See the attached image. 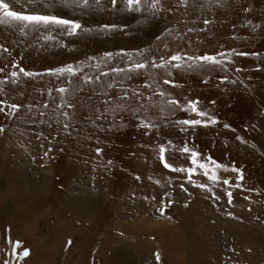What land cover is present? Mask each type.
<instances>
[{"label":"rangeland","instance_id":"rangeland-1","mask_svg":"<svg viewBox=\"0 0 264 264\" xmlns=\"http://www.w3.org/2000/svg\"><path fill=\"white\" fill-rule=\"evenodd\" d=\"M6 2L13 10H26V0ZM195 2L198 6L190 0L185 9L178 6L179 0H164L166 10L158 22H132L126 34L81 33L68 38L53 33L56 39L44 41L38 33L21 36L0 25V44L12 52V56L0 52V67L7 64L10 70L15 58L29 70L43 71L118 49L150 48L159 57L168 54L165 44L172 51L200 54L223 49L259 53L234 56L230 67L242 68L239 73H225L220 66L167 71L149 67L124 80L125 88L138 89L151 79L181 102L199 98L200 107L218 118V124L197 126L186 133L176 127L164 128L162 133L167 135L160 139L171 138L178 145L187 140L229 169L233 165L242 169V186L231 189L232 204L219 184L215 192L220 199L214 201L209 193L188 184L182 174L164 169L147 147L156 142V133L144 135L130 116L120 127L117 114L113 130L107 133H97L87 119H78L73 122L78 128L67 135L59 123L49 119L53 103L41 122L37 112L44 109L39 105L48 99L47 88L59 83L49 77L21 78L18 85H0L5 89L0 98L33 104L31 117H35L32 122L26 107L12 118L0 113V126L6 129L0 134V261L8 258L6 237L10 234L12 241H21L18 251L29 250L28 256L10 259V264H157L156 252L161 257L159 264H264V0H222L223 7L215 6L218 0ZM99 19L111 22L116 17L105 12ZM204 19L210 21L206 28ZM165 27L172 34L157 41L156 35ZM61 41L68 47H60ZM117 65L123 67L124 61L116 58L112 66ZM85 71L97 74L92 69ZM224 75L229 81L221 82ZM165 78L175 81V87L163 85ZM103 81V85H84L82 92L73 93L70 98L78 113L87 117L94 107H102L97 93L107 90L111 78ZM75 83L79 84L78 78ZM119 91L118 85L113 95ZM188 115L178 111L170 119ZM97 135L100 144L95 142ZM96 147L104 149L100 157ZM49 148L52 151L44 156ZM109 159L113 161L110 166ZM172 162L186 164L185 157L176 153ZM217 173L235 183L236 173L222 169ZM136 175L141 180H135ZM149 177L160 179L161 184ZM194 179L212 183L202 173ZM169 181L171 188L166 187ZM181 183L191 195L181 191ZM165 191L174 203L161 215L158 209Z\"/></svg>","mask_w":264,"mask_h":264},{"label":"snow or ice","instance_id":"snow-or-ice-1","mask_svg":"<svg viewBox=\"0 0 264 264\" xmlns=\"http://www.w3.org/2000/svg\"><path fill=\"white\" fill-rule=\"evenodd\" d=\"M190 0H179V7L187 8ZM193 6H198L193 0ZM211 6V5H210ZM216 7H223L222 0H218ZM25 11L13 10L10 3L6 0H0V25L10 28L13 31H18L21 36H27L32 33H38L44 41L54 40L56 33L60 37H77L81 33H94L96 35H114L116 33H125L129 28L130 23L136 22L143 24L145 21L152 23L159 21L160 13L165 11L164 0H26ZM167 10H171L169 7ZM247 11V9H245ZM105 12L114 14L116 19L111 22L99 19ZM88 17L87 20L84 18ZM210 23L204 19L205 28ZM252 21H249L251 24ZM259 25H257L258 27ZM172 29L165 27L162 33L156 35L157 41H162L164 38L172 34ZM189 32L194 29L189 28ZM60 47H68L63 41L59 44ZM168 49V54L162 53L157 57L152 50L146 48L126 50L118 49L116 51H103L102 55H89L85 60L64 63L59 66L48 67L43 71L29 70L21 66V63L15 58L12 60L10 70L5 64L0 67V85H18L21 78H39L44 77L55 78L59 86H51L47 88L48 99L44 100L42 105L43 111H38L37 116L43 122V118L49 116L48 109L54 103L55 107L52 111L50 120L59 123L62 130L67 135H71L78 125L73 123L78 119H87L96 128L97 133H107L113 130L116 123V116L120 114V127L124 125L126 116H130L138 129L144 130V135L151 136L156 133L157 140L154 144L147 145L156 154L158 163L170 173H179L183 175V179L211 195L214 201L220 199L215 192L217 184L224 188V193L227 197L229 205L232 204L233 193L232 188H240L241 182L244 179L243 171L234 165L229 169L228 166L218 162L211 155H203L199 150L189 145L185 140L181 144H177L171 138H165L161 141L162 129L176 127L178 132L186 133L189 129L197 126L207 127L209 125L218 124V118L210 114L208 111L200 107L199 98L187 99L181 102L175 98L170 92L159 86V83L151 79H146L141 88L129 89L124 87V80L131 79L132 74L140 75L142 71H147L149 67L153 70L158 69H179L187 66L190 69H203L205 67L220 66L224 72L235 71L242 72V68L232 69L230 66L234 64L235 57L259 56L257 52L236 51L235 49H223L214 53H192L186 50L177 49L172 51L168 44L164 45ZM0 52L7 53L12 56L11 50L0 44ZM116 58L124 61V66H112ZM23 60V57H20ZM94 70L95 75L89 74L85 69ZM257 70H260L257 68ZM171 75V72H167ZM104 77H110L111 82L106 85V91L97 93L101 99L102 107H94L93 114L85 117L83 113L77 112V106L70 98L74 92H82L84 85H103ZM79 79V84L75 83ZM221 82L229 81L227 75L220 77ZM207 83V81H203ZM236 83L235 80L231 81ZM163 85H171L175 87V81L165 78L162 80ZM119 85L120 91L117 95H113V90ZM155 85V86H154ZM147 90V94L145 93ZM5 89L0 87V94H3ZM23 95V93H21ZM43 95V92L41 93ZM57 96L59 102H56ZM214 104L215 101H210ZM27 108L28 114L32 122H35V117H31L34 105L13 102L7 98H0V113H5L12 118L18 115L22 108ZM190 114L186 118L170 119V116H175L176 112ZM111 117V120H109ZM107 122L106 126L105 123ZM51 126V124H49ZM229 128L228 124L224 125ZM6 129L0 126V134L5 133ZM95 142L100 144L99 136H95ZM241 140L240 137H236ZM52 151L49 148L44 156H48ZM104 149L101 147L95 148L97 157L103 154ZM179 154L185 157L186 164L176 166L172 162V154ZM35 159V158H33ZM108 165H112L113 161L109 159ZM43 166V165H42ZM224 172L231 171L236 173L235 183L231 177L218 175L217 170ZM202 173L207 177L208 183H197L194 177ZM135 180H141L139 175L134 177ZM153 180V177H149ZM153 182L157 185L161 184L160 179H154ZM166 187L171 188L172 183L169 181ZM180 189L188 193V189L184 183L180 184ZM191 195V193H188ZM135 192L131 198L135 199ZM170 193L165 191L160 201L159 212L164 215L166 209L170 207L174 201L169 198ZM143 199L147 200L145 196ZM156 197L153 196L152 200ZM247 199V197H246ZM187 207V203L185 204ZM229 217H233L232 212H228ZM234 218V217H233ZM10 233V229H6ZM8 249H6V259L0 261V264H10V259L16 257H25L29 255L27 248L23 251H18L21 248V241H12L10 234L6 237ZM70 245L71 240L67 241ZM157 264L160 262L159 252L154 253Z\"/></svg>","mask_w":264,"mask_h":264}]
</instances>
